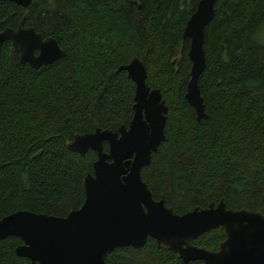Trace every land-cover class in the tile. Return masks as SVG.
<instances>
[{
	"label": "trees",
	"instance_id": "trees-1",
	"mask_svg": "<svg viewBox=\"0 0 264 264\" xmlns=\"http://www.w3.org/2000/svg\"><path fill=\"white\" fill-rule=\"evenodd\" d=\"M197 0H0V31L30 26L64 55L36 68L0 45V218L15 210L65 215L84 197L95 152L67 148L75 134L116 130L131 117L133 83L120 65L139 59L145 83L167 106L164 140L140 169L153 199L175 213L221 200L264 216V0H215L204 29L198 86L206 118L184 99L188 39L182 27ZM105 147V143H103ZM221 227L191 243L216 249ZM16 236L0 239V264H25ZM107 264H181L147 237L115 247Z\"/></svg>",
	"mask_w": 264,
	"mask_h": 264
},
{
	"label": "water",
	"instance_id": "water-1",
	"mask_svg": "<svg viewBox=\"0 0 264 264\" xmlns=\"http://www.w3.org/2000/svg\"><path fill=\"white\" fill-rule=\"evenodd\" d=\"M27 10L32 0H6ZM215 0H197L181 36L188 39V79L184 99L197 120L206 118L198 86L204 68L203 33L214 15ZM22 17L16 28L0 31V45L9 40L20 63L49 64L64 55L51 36L42 37ZM133 83L131 117L116 130L95 127L75 134L67 148L95 152L92 173L83 178L80 206L65 215L19 209L0 218V239L16 236L14 253L25 264H107L106 252L115 247H141L146 238L175 251L183 262L201 264H264V216L255 210L228 209L219 200L204 207L174 213L162 199L152 198L140 169L150 162L164 140L167 106L157 88L145 83L142 62L132 58L120 65ZM105 143V147L103 145ZM221 227L224 239L216 250L189 244L191 238Z\"/></svg>",
	"mask_w": 264,
	"mask_h": 264
},
{
	"label": "flooded vegetation",
	"instance_id": "flooded-vegetation-1",
	"mask_svg": "<svg viewBox=\"0 0 264 264\" xmlns=\"http://www.w3.org/2000/svg\"><path fill=\"white\" fill-rule=\"evenodd\" d=\"M126 126V125H125ZM175 213V212H174ZM200 235V234H199ZM197 237V236H196ZM196 237H194V238H196ZM150 238V237H149ZM194 238H191L189 241H187L189 244H191V245H194V244H192L191 243V241L194 239ZM152 239V238H151ZM154 240V239H153ZM155 241V240H154ZM156 243V242H155ZM160 245H157L156 244V247H159ZM163 246V245H162ZM194 246H196V245H194ZM218 246V245H217ZM196 247H202V246H196ZM216 249H217V247H216ZM216 249H212V250H216ZM170 250V249H169ZM209 250V249H208ZM170 251H172V250H170ZM172 252H174V256H175V258L177 259V261H179L181 264H201V261L200 260H192V261H188V262H183L180 258H179V256H178V254L175 252V251H172Z\"/></svg>",
	"mask_w": 264,
	"mask_h": 264
},
{
	"label": "rangeland",
	"instance_id": "rangeland-1",
	"mask_svg": "<svg viewBox=\"0 0 264 264\" xmlns=\"http://www.w3.org/2000/svg\"><path fill=\"white\" fill-rule=\"evenodd\" d=\"M257 37H258L260 40L264 41V29H263V28H260Z\"/></svg>",
	"mask_w": 264,
	"mask_h": 264
}]
</instances>
